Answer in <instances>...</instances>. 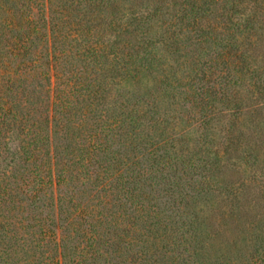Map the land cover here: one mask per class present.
<instances>
[{
    "label": "trees",
    "instance_id": "1",
    "mask_svg": "<svg viewBox=\"0 0 264 264\" xmlns=\"http://www.w3.org/2000/svg\"><path fill=\"white\" fill-rule=\"evenodd\" d=\"M0 264H264V0H0Z\"/></svg>",
    "mask_w": 264,
    "mask_h": 264
}]
</instances>
